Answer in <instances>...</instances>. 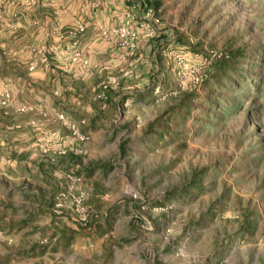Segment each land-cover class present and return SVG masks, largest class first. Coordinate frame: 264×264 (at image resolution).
<instances>
[{"label":"rangeland","instance_id":"obj_1","mask_svg":"<svg viewBox=\"0 0 264 264\" xmlns=\"http://www.w3.org/2000/svg\"><path fill=\"white\" fill-rule=\"evenodd\" d=\"M103 1L89 15L56 9L51 43L0 39V76L40 71L47 80L27 96L65 112L47 140L52 216L34 217V230L0 224V264H264V10L252 19L244 0ZM136 94L144 100H128ZM6 193L4 213L23 200Z\"/></svg>","mask_w":264,"mask_h":264},{"label":"crops","instance_id":"obj_2","mask_svg":"<svg viewBox=\"0 0 264 264\" xmlns=\"http://www.w3.org/2000/svg\"><path fill=\"white\" fill-rule=\"evenodd\" d=\"M117 1L104 0L102 5L106 8L111 6L110 3L114 4ZM244 1L249 4V16L252 19H258L264 10V0ZM91 2L92 0H77L66 7L65 3L61 1L60 5L63 6L61 7L55 6L54 0L48 3L42 0H0V39L4 36L15 40L37 38L51 43L54 41V23L50 21L53 18H58L55 16L58 13L56 9L63 13L62 18L64 15L66 18L74 17L78 12H83V14L89 12L90 14ZM120 2L122 4L124 0H120ZM255 9L259 12H256ZM104 18L108 19L106 16ZM49 23L51 26L45 27ZM90 23L88 20L87 24ZM34 35L36 36L34 37ZM70 37L72 35H67L66 38L70 39ZM21 51L23 50H20L19 53ZM25 54L29 60H40L41 53L29 51ZM5 55H8L7 50L0 49V72L5 69L2 59ZM234 55L236 54L234 53ZM28 67L25 66L24 73H17L15 77L13 75L11 77L0 76V99L4 97V92H7L9 96V106H0V180H2L0 187L7 192V199H11L8 198L10 193H19L23 198L19 203L10 202L7 205L9 210L5 213L0 211V224L6 225L9 230L15 229L14 227L18 223L34 230L35 226L41 225L35 221L34 217L52 216L53 213V208H50L49 202L54 197V162L51 160L54 146L47 140L54 138V118L60 116L59 113L63 111L55 113L56 116H54V109L45 110L44 108L46 98L43 100L40 95L32 98L27 96L26 90L32 91L36 89V86H39L40 80H47L46 75L40 71L30 72ZM106 68H110V66ZM104 73L108 72L103 71L102 74ZM42 76H45L44 79H38ZM4 85L5 90H2ZM143 97L144 95L136 94L132 98L129 97L128 100H144ZM109 99L111 98L106 100ZM121 100L124 101V99ZM103 101L101 102L104 103ZM20 102L33 104L34 109L27 112L17 111L14 105ZM117 104L119 105V103ZM38 114L43 115L42 125L45 126V128L42 127L43 129L40 128L38 122L41 119L35 118L39 116ZM7 152L13 155H3ZM21 158L25 160H21ZM13 197L19 199L15 195ZM4 214L6 215L4 216Z\"/></svg>","mask_w":264,"mask_h":264},{"label":"built area","instance_id":"obj_3","mask_svg":"<svg viewBox=\"0 0 264 264\" xmlns=\"http://www.w3.org/2000/svg\"><path fill=\"white\" fill-rule=\"evenodd\" d=\"M42 62H43V64H45L47 66L50 65V61H49V59L46 56L42 59ZM34 68H35V66H32V69H34ZM195 72H196V70H193V74H195ZM203 80H204L203 75H200V76H197V77L194 76V79H193V81H194L195 84L201 83ZM104 86H105V88L108 87V85H104ZM8 103H9V101L6 98L5 100L0 101V106H6ZM20 110H25V108L24 107H21ZM72 126H73L72 129L74 130V133L80 135V133L75 129V125H72ZM84 220H86V219H84Z\"/></svg>","mask_w":264,"mask_h":264},{"label":"trees","instance_id":"obj_4","mask_svg":"<svg viewBox=\"0 0 264 264\" xmlns=\"http://www.w3.org/2000/svg\"><path fill=\"white\" fill-rule=\"evenodd\" d=\"M107 92H109V90H107Z\"/></svg>","mask_w":264,"mask_h":264}]
</instances>
